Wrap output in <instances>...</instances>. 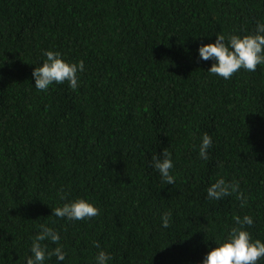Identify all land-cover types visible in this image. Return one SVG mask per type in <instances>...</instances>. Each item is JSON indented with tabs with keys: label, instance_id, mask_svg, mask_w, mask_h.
<instances>
[{
	"label": "trees",
	"instance_id": "1",
	"mask_svg": "<svg viewBox=\"0 0 264 264\" xmlns=\"http://www.w3.org/2000/svg\"><path fill=\"white\" fill-rule=\"evenodd\" d=\"M258 23L264 0H0V264H26L42 224L60 236L46 251L66 254L43 264H96L99 251L107 264H203L245 215L264 243V63L224 80L198 52ZM46 51L84 62L78 88H35ZM164 149L174 184L153 167ZM221 178L244 207L207 197ZM77 199L100 214L52 215Z\"/></svg>",
	"mask_w": 264,
	"mask_h": 264
},
{
	"label": "clouds",
	"instance_id": "2",
	"mask_svg": "<svg viewBox=\"0 0 264 264\" xmlns=\"http://www.w3.org/2000/svg\"><path fill=\"white\" fill-rule=\"evenodd\" d=\"M199 58L204 61L214 60L208 72L224 80L230 79L234 73L244 69L248 72H255L257 66L264 63V24H257L254 35L240 37L231 35L228 43H225L224 35H217L215 43L203 45L198 49ZM46 60L42 66L35 67L32 76L35 81V88L38 91H47L53 83L63 84L68 82L72 89L79 87V75L84 71V62H65L58 52H44ZM212 145V138L204 134L199 146V156L207 160L208 149ZM153 167L159 172L166 184H174L175 178L170 175L173 168L171 156L167 149L162 152V158L154 156ZM207 197L211 200H221L224 197L235 194L241 201V207L247 204V197L239 190L238 182L226 183L223 178L218 179L206 190ZM61 199H64L61 196ZM100 214L99 209L84 199H77L74 202L66 203L62 207L52 210V215L58 218H67L70 221L91 219ZM238 227L231 229L225 242L209 251L203 259V264H257V261L264 258V243L256 240L252 242L251 236L245 230V226H252L254 221L251 216L245 215L242 219L237 216L233 218ZM162 227H170L171 213H165L161 217ZM41 231L31 244V256L27 258L26 264H43L46 257L51 259L56 257L57 261L65 260V252L62 247H55L51 252H47V245H42L43 241H50L58 244L59 234L52 228L45 225L40 226ZM99 248V244L95 245ZM96 264H107L111 256L105 251H99L96 256Z\"/></svg>",
	"mask_w": 264,
	"mask_h": 264
}]
</instances>
